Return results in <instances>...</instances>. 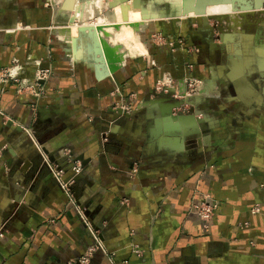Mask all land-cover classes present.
I'll return each mask as SVG.
<instances>
[{
	"label": "crops",
	"instance_id": "crops-1",
	"mask_svg": "<svg viewBox=\"0 0 264 264\" xmlns=\"http://www.w3.org/2000/svg\"><path fill=\"white\" fill-rule=\"evenodd\" d=\"M243 2L255 8L246 29L224 33L229 63L172 17L140 34L143 53L93 74L51 33L44 0H0V69L14 59L27 77L33 61L51 69L42 94L0 84V264L77 259L92 244L77 207L117 262L264 264V0ZM154 32L174 47L148 43ZM163 72L201 83L180 100L190 109L172 114L176 99L158 98ZM67 158L80 166L70 197L47 165L69 176ZM204 196L218 203L207 229L188 212ZM89 264L109 263L97 252Z\"/></svg>",
	"mask_w": 264,
	"mask_h": 264
},
{
	"label": "rangeland",
	"instance_id": "rangeland-1",
	"mask_svg": "<svg viewBox=\"0 0 264 264\" xmlns=\"http://www.w3.org/2000/svg\"><path fill=\"white\" fill-rule=\"evenodd\" d=\"M140 1H141L140 3L141 9L139 13L136 15L134 14V10H133V0H44V2H46L49 5L51 11L54 12L56 15L52 20L51 33L57 36L59 35L57 33L58 28L69 29L72 27H77L83 29L84 27L86 28L94 27L95 24L97 25L105 22L107 23H112L114 21L119 22V20L123 18L124 13L130 19L131 22L130 21L129 22L132 24L126 27L129 30H131V32L126 33L127 32L126 31L124 33V30H122V35L121 34L116 35V41L119 44H122V48L119 45V50H120L119 55H121L123 59L115 63L114 65H111L110 62H106V60L102 59L96 62V66H93L94 64L92 62L90 63V61H88L87 59L90 54L87 51L88 50L87 45H84V43H82L83 47H81L80 49L81 51L79 55L75 57L74 54L79 46L78 42L76 41V38L70 40V38H66L63 37L62 35H59L61 36L60 38H62L63 41L65 42V44L62 43V45L66 47L65 51L68 53L69 57L71 58V61L73 63H77L78 65H83L88 67L93 72V74H95V70H98V68H99V74H101L102 71H105L106 73V71H109L112 67H115L123 63L125 61V56L131 55L127 53L131 46L140 47L141 45L142 51L138 50V52L137 51L136 52L137 54L143 53L145 43L144 41H142L140 34L143 33L144 31L147 32L148 27L151 24H153L152 22H157V20H166L167 18L169 19L172 17L175 19H184L185 21H187V23L193 25L195 32L200 33L202 31L205 34H207L209 38L208 47L210 50L215 51V59L213 60H216L215 61L216 64H221L222 62H224L225 60L224 58L226 57H227L226 63H229L230 57L232 56L231 54L227 55L228 46H226L227 40L226 38H224V33H228L229 36L235 37L238 35V30L247 28L246 20L244 19L246 14L245 12L241 11L240 8L242 7L241 6L242 4L240 3L238 4L237 3L238 1L235 2V0H140ZM62 2H64V13H61L60 11L58 12L56 10L57 5H62ZM87 3L92 4V9L91 7L86 8V6L88 5ZM83 11L86 13H84ZM241 12H243V14H241ZM139 24L141 25L139 26ZM259 25L260 24H258V27ZM107 37L108 40H106V43L107 45H110V43L112 42L111 38L109 36ZM147 37H148L147 39L148 43L149 41L154 44L164 43L170 47L173 46L174 41L172 39H175V37L174 38L168 37L166 34L164 35L162 32L149 33L147 34ZM89 43H90L89 45H92L90 41ZM181 44L182 42L179 43V45ZM93 47H97V45L93 44ZM192 47L194 48V46ZM136 52L131 56H134ZM219 55L221 57H219ZM33 62H34V74L31 77H27L21 74L22 65L17 60L14 59L11 65L0 69V84L13 82L17 84V86H19V84H22L24 78H27L30 82H37V83L39 82L40 84H43L45 82L43 79L40 80L37 79L38 77L39 78L43 77L42 69H46V68L50 69V67L41 65L39 61H33ZM15 66L19 67L18 75H11L10 70ZM50 74H51V69H50ZM164 75L171 76L170 73L163 72L156 81L155 92L156 94H158V98H162L164 96L162 94H167V96L176 99V100H171V102L174 103L173 108L172 105H169L172 108L171 109L172 114H178L179 112L177 110H181V112L183 110H186L185 108H183L186 105L189 106L190 109L192 107L190 102L189 103L183 102L185 104H183L182 106L180 100L183 99L182 97H184V99L186 100H193L196 94L197 95L200 94L199 92L201 88V83H199L196 79L190 77L185 80V83H182L183 85L176 80L177 83L174 84L173 87H170L165 90L161 88L158 89L157 88L158 81ZM21 91H25V90H21ZM186 94L189 96L186 97ZM189 109L188 111L192 113V110ZM79 209L81 211H84L81 208ZM81 221L84 227H86V229L88 230L89 228L92 229L94 234H91L89 231V235L92 240L91 245L93 244L94 245L90 250L86 249L77 258V259L83 258L82 259L83 263L80 264H89L92 256H94L95 253L97 252L101 253L106 258L109 264H130L128 259H123L119 262L115 260L114 258L115 253L113 251H109L105 247L101 233L94 228V225L90 219L85 217L83 219L81 218ZM133 253L136 255H140V250L133 249ZM76 261L73 262L72 264H75Z\"/></svg>",
	"mask_w": 264,
	"mask_h": 264
},
{
	"label": "bare ground",
	"instance_id": "bare-ground-1",
	"mask_svg": "<svg viewBox=\"0 0 264 264\" xmlns=\"http://www.w3.org/2000/svg\"><path fill=\"white\" fill-rule=\"evenodd\" d=\"M81 7H83V6H81ZM88 7H90V6L87 5L86 8H88ZM140 9H141L140 8V0L139 1L133 0L134 14L137 15L139 13ZM84 13H86V12H84ZM206 13H208V12H206ZM77 14H78V12H77ZM129 21H130V19L124 13L123 18L120 19L119 22H115V21L112 23L105 22L102 24L101 23L97 24V25L95 24L94 27H87V28L84 27L83 29L77 28V27H72L69 29L68 28H58L57 33L59 35H62L63 37L70 38V40H73L74 38H76V41L78 42L79 46H78V48L74 54L75 57H77L79 55V53L81 51L80 49H81V47H83L82 43H84V45H87V47H88L87 51L90 54L87 59H88V61H90V63L92 62L94 64L93 66H96V62H98L99 60H102V59L106 60V62H110L111 65H114L115 63L122 60V56L119 55V53H120L119 52L120 51L119 45L122 48V44H119L116 41V35L117 34L122 35V30H124V33L126 31H127L126 33L131 32V30H129L126 27V26L132 24V23H130L131 21L130 22ZM140 25L141 24H139V26ZM136 27H138V26H136ZM107 36H109L111 38L112 42L110 43V45H107V43H106V40H108ZM130 40H131V38H130ZM89 41L91 42L92 45H89L90 44ZM93 44H96L97 47H93ZM141 47H142L141 45H140V47H138V46L132 47L131 46L127 53L133 55L136 51L138 52V50H141ZM138 48H140V49H138ZM137 52H136V54H137ZM97 67H98V64H97Z\"/></svg>",
	"mask_w": 264,
	"mask_h": 264
},
{
	"label": "built area",
	"instance_id": "built-area-1",
	"mask_svg": "<svg viewBox=\"0 0 264 264\" xmlns=\"http://www.w3.org/2000/svg\"><path fill=\"white\" fill-rule=\"evenodd\" d=\"M18 71H19V67L15 66L13 68H11L10 70V74L11 75H18ZM42 74L43 77L39 78L37 80L43 79L44 81L49 77L50 74V69L46 68V69H42ZM177 81L175 79H172V77L170 75H164L161 77V79H159L158 81V89H168L170 87H173L174 84H176ZM42 84H40L39 82H30L27 78H24L22 81V84H19V88L24 89V90H28L30 92H34L36 94H42L45 90L43 88V86H41ZM48 168H49V172L52 175V178L54 179V181L56 182V184L58 185V187L64 191L68 197H70V186L74 183L75 181V177L76 175L80 172V166L74 164L71 168H69L68 170H70V174L69 176H66V169H63L62 167L56 165V164H52L47 162ZM262 189L264 190V184H261ZM70 201H72V199L70 198ZM73 202V201H72ZM77 207V206H76ZM218 207V203L217 201L214 200H210L209 197L204 196L203 199L197 203V204H192L189 209L188 212L190 213H194L196 214L202 221L203 227L205 229L208 228L216 210ZM78 212H80V217L83 219L85 218L84 215L82 214L81 210L79 209V207H77ZM91 234H94L92 229L89 228V230ZM94 245V244H93ZM88 247L87 249H91L92 246ZM83 258L80 259H72L69 261H66L63 264H72L73 262L77 263H83Z\"/></svg>",
	"mask_w": 264,
	"mask_h": 264
},
{
	"label": "water",
	"instance_id": "water-1",
	"mask_svg": "<svg viewBox=\"0 0 264 264\" xmlns=\"http://www.w3.org/2000/svg\"><path fill=\"white\" fill-rule=\"evenodd\" d=\"M136 1H139V0H136ZM236 1H238L237 3L239 4H242V3H244L243 1L244 0H235V2ZM241 8V11H243V12H245V14L247 15L248 14V12H250V10H252L253 8H255L254 7V5L251 3V2H248L247 4H245V6L244 7H240ZM243 12H241V14H243ZM243 16V15H242ZM173 107V106H172ZM120 114H122L123 112L121 111V112H119ZM190 135H192L191 134V132L190 133H188V135L187 136H190ZM67 161H68V158H67ZM69 163H67V167H68V169L69 168H71L74 164H75V162H71V161H68Z\"/></svg>",
	"mask_w": 264,
	"mask_h": 264
}]
</instances>
